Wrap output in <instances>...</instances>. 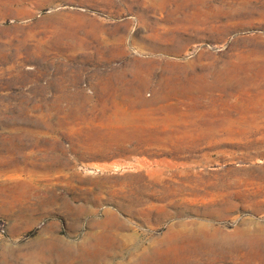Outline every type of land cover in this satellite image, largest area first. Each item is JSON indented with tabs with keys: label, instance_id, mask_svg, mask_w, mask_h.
<instances>
[{
	"label": "rangeland",
	"instance_id": "obj_1",
	"mask_svg": "<svg viewBox=\"0 0 264 264\" xmlns=\"http://www.w3.org/2000/svg\"><path fill=\"white\" fill-rule=\"evenodd\" d=\"M0 264H264V1L0 0Z\"/></svg>",
	"mask_w": 264,
	"mask_h": 264
},
{
	"label": "bare ground",
	"instance_id": "obj_2",
	"mask_svg": "<svg viewBox=\"0 0 264 264\" xmlns=\"http://www.w3.org/2000/svg\"><path fill=\"white\" fill-rule=\"evenodd\" d=\"M264 1V0H263ZM262 4H263V2H262ZM116 168V167H115ZM117 168H118V166H117Z\"/></svg>",
	"mask_w": 264,
	"mask_h": 264
}]
</instances>
